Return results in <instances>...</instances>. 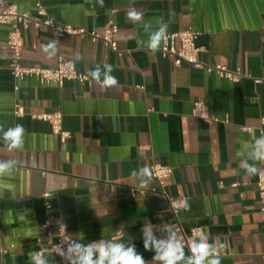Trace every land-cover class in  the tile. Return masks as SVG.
<instances>
[{
  "label": "crops",
  "instance_id": "1",
  "mask_svg": "<svg viewBox=\"0 0 264 264\" xmlns=\"http://www.w3.org/2000/svg\"><path fill=\"white\" fill-rule=\"evenodd\" d=\"M13 2L20 12H35L33 0ZM42 5L60 25L100 31L112 20L120 52L86 36L55 37L30 26L22 33V65L51 68L61 56L90 81L54 87L33 76L14 79L6 44L10 26L0 24V129L17 124L25 129L23 147L12 152L0 131V160L16 161L12 175L1 179L0 248L6 252L0 264H30L29 256L60 231L85 244L125 235L151 264L155 253L144 250L141 229L148 222L174 227L169 195L189 205L177 214L185 232L199 227L210 233L209 242L222 245L221 264H264L257 175L249 178L239 167L261 135L264 117V0H104L103 6L97 0H42ZM132 11L142 20L131 21ZM146 22L152 30L165 22L168 33L193 30L200 62L223 64L242 77L230 81L184 62L175 65L159 51L152 55L137 43L148 39ZM47 43L57 48L51 59L41 51ZM106 65L118 81L113 87L89 76L99 66L102 81ZM196 100L220 120L195 117ZM15 104L22 107L20 116L13 113ZM53 112L62 114L64 141L37 118ZM154 163L171 167L170 176L139 188L131 172ZM48 260L63 264L50 252Z\"/></svg>",
  "mask_w": 264,
  "mask_h": 264
},
{
  "label": "built area",
  "instance_id": "2",
  "mask_svg": "<svg viewBox=\"0 0 264 264\" xmlns=\"http://www.w3.org/2000/svg\"><path fill=\"white\" fill-rule=\"evenodd\" d=\"M35 12H20L13 2V0H0V24H7L10 26V31L7 36L6 44L8 45L11 53L9 62L10 72L14 79H22L24 77L33 76L37 79L39 84H51L54 87H62V85L68 80H76L78 82H88L89 77L76 70L74 62L72 60H66L61 56L57 57L56 63L51 68L25 66L20 62L21 48H22V33L30 26L37 29H42L51 32L55 37L63 36H86L92 41H100L106 47L114 52H120L116 47V34L118 32V26L112 21L108 20L100 31L92 29L86 30L82 27H73L71 25H60L50 17L42 5V0H33ZM196 32L191 29H185L178 32L167 33V37L162 41L160 50H158L162 57H171L175 65L186 63L192 67L203 68L208 73H213L224 79L235 81L242 77L243 74L228 69L223 64H207L204 65L197 59L198 48L195 46ZM100 85H103L98 81ZM257 82V81H255ZM15 116L22 114V107L19 104H15L14 111ZM192 114L195 117L202 119L204 122H216L219 121L217 117L209 116L207 113L206 105L201 100L193 102ZM37 118L46 120L50 123L53 133L58 135L61 141H64L68 137V133L62 129V114L60 112L43 113L37 115ZM227 121L226 118L222 119ZM261 126L259 127V133L263 134L264 117L261 118ZM242 130H249L248 127H241ZM153 178L161 182L170 176L172 168L159 163H154L150 166ZM261 171L257 174L255 186L257 197L259 201V213L264 222V165H259ZM1 186V179H0ZM167 202L169 210L173 216L174 228L180 236H182L187 245H190L191 241L196 238L197 234L202 231L199 227H192L188 232H185L179 224L177 214L179 209L185 202L184 197L169 195L167 196ZM71 239L65 232L60 231L55 238H48L44 245H41L36 251H42L47 249L48 252L55 253L57 246L65 240ZM67 245H63L66 250ZM189 251V249H188ZM6 248H0V253L4 254ZM190 254V253H189ZM59 256V255H58ZM60 257V256H59ZM63 264H66L60 257Z\"/></svg>",
  "mask_w": 264,
  "mask_h": 264
},
{
  "label": "clouds",
  "instance_id": "3",
  "mask_svg": "<svg viewBox=\"0 0 264 264\" xmlns=\"http://www.w3.org/2000/svg\"><path fill=\"white\" fill-rule=\"evenodd\" d=\"M97 2L103 6L104 0H97ZM128 16L133 22L142 20V14L137 11L130 12ZM168 27L167 23L161 22L155 30H152L151 22L144 23L143 29L148 35V39L146 41L138 40L137 43L146 46L150 53L155 55L160 50L162 41L167 37ZM41 51L48 59H51L56 55L57 48L55 44L47 43L41 45ZM112 72V66L106 65L103 80L100 81L102 73L100 67L96 66L89 72V76L95 81H100L105 88L113 87L118 81ZM0 131L3 133L2 139L9 152L23 147L25 135L23 125L17 124L6 131L3 129ZM258 164L264 165V134L253 138L239 167L251 178L261 171ZM15 165L16 161L13 159L0 160V179L11 176ZM131 176L138 181L139 188H146L152 181L153 173L150 167L144 165L134 169ZM183 208H189L187 201L184 202ZM157 231L164 234L163 238L155 235ZM141 233L144 250L155 253L151 264H221L217 253L222 245L217 241L209 242V232L200 231L190 245H187L190 254L185 253V240L172 225L156 227L149 222L144 223ZM124 236L119 241L100 239L87 244L82 243L81 240L69 239L62 241L57 246L55 253L66 261V264H148V261L137 252L131 238L125 241ZM65 244L67 245L66 250L63 248ZM29 261L30 264H49L48 250L32 253L29 256Z\"/></svg>",
  "mask_w": 264,
  "mask_h": 264
}]
</instances>
